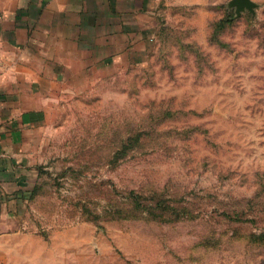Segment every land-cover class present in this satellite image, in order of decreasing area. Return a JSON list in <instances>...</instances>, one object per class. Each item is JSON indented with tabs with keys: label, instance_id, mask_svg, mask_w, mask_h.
<instances>
[{
	"label": "rangeland",
	"instance_id": "obj_1",
	"mask_svg": "<svg viewBox=\"0 0 264 264\" xmlns=\"http://www.w3.org/2000/svg\"><path fill=\"white\" fill-rule=\"evenodd\" d=\"M231 1L157 0L144 42L54 87L16 264H264V0Z\"/></svg>",
	"mask_w": 264,
	"mask_h": 264
},
{
	"label": "crops",
	"instance_id": "obj_2",
	"mask_svg": "<svg viewBox=\"0 0 264 264\" xmlns=\"http://www.w3.org/2000/svg\"><path fill=\"white\" fill-rule=\"evenodd\" d=\"M156 3L0 0V264H16L13 219L40 131L53 115L54 87L70 85L86 66H110L138 38L144 42Z\"/></svg>",
	"mask_w": 264,
	"mask_h": 264
},
{
	"label": "water",
	"instance_id": "obj_3",
	"mask_svg": "<svg viewBox=\"0 0 264 264\" xmlns=\"http://www.w3.org/2000/svg\"><path fill=\"white\" fill-rule=\"evenodd\" d=\"M229 6L236 7L237 14L240 15L245 9L254 11L257 4L253 0H232Z\"/></svg>",
	"mask_w": 264,
	"mask_h": 264
}]
</instances>
